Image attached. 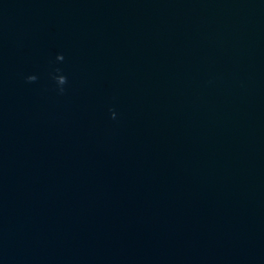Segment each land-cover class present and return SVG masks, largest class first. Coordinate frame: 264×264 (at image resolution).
Listing matches in <instances>:
<instances>
[{
    "label": "water",
    "instance_id": "95a60500",
    "mask_svg": "<svg viewBox=\"0 0 264 264\" xmlns=\"http://www.w3.org/2000/svg\"><path fill=\"white\" fill-rule=\"evenodd\" d=\"M0 264H264V0H0Z\"/></svg>",
    "mask_w": 264,
    "mask_h": 264
},
{
    "label": "clouds",
    "instance_id": "9594fccd",
    "mask_svg": "<svg viewBox=\"0 0 264 264\" xmlns=\"http://www.w3.org/2000/svg\"><path fill=\"white\" fill-rule=\"evenodd\" d=\"M26 79H27L28 81H34L36 78H35L33 75H28V76L26 77ZM61 91H63V90H61Z\"/></svg>",
    "mask_w": 264,
    "mask_h": 264
}]
</instances>
